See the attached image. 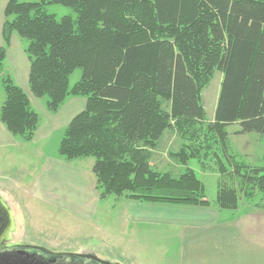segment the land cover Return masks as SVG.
<instances>
[{"label": "trees", "instance_id": "16d2710c", "mask_svg": "<svg viewBox=\"0 0 264 264\" xmlns=\"http://www.w3.org/2000/svg\"><path fill=\"white\" fill-rule=\"evenodd\" d=\"M50 4L71 8L75 20L46 14ZM12 35L28 41V87L35 98L46 97L51 114L68 97L86 99V108L64 129L57 155L94 160L100 200L126 195L143 203L210 205L193 170L174 179L151 169L149 158L171 129L188 143L173 157L183 165L200 160L196 141L210 136L189 131L205 119L200 94L215 71L222 80L212 128L221 144L224 128L235 123L237 135H264V0H8L0 74ZM75 70L81 76L69 88ZM0 85V123L30 142L38 114L9 76ZM240 177L247 200L255 191L262 194L255 208L264 212V167ZM238 201L236 190L221 188L214 204L235 211Z\"/></svg>", "mask_w": 264, "mask_h": 264}, {"label": "crops", "instance_id": "0c3cea01", "mask_svg": "<svg viewBox=\"0 0 264 264\" xmlns=\"http://www.w3.org/2000/svg\"><path fill=\"white\" fill-rule=\"evenodd\" d=\"M7 2L0 0V46L3 12ZM24 44L17 35H12L3 73L28 97L40 123L30 142L11 136L0 123V148L37 146L31 166L25 168L31 177L26 193L32 200L45 204L51 210L83 225H93L100 204L107 199L99 198L92 173L94 160L84 158L65 161L57 156V149H53V153H45L52 146L49 143L54 135H63L69 122L86 108L87 101L82 97H68L60 109L51 114L46 109L45 98L37 99L29 90V61L24 52L27 45ZM165 134L159 138L156 148ZM176 137L177 134L169 133V140H175ZM156 148L150 154L151 168L154 166L151 156ZM173 154L165 151L164 156L170 160ZM40 158L42 164L38 165ZM106 209H103L104 218L100 224L93 225L98 236L105 233L107 243L111 239L113 243L125 247L129 254L138 251L141 254L137 257L138 264L149 253L147 248L157 251L160 258L157 259L163 264H264V212L258 209L243 212L237 209L236 212L221 210L213 203L208 207H187L130 199L119 204L121 218H110V215L105 214ZM151 234L154 237L151 241L157 242L155 246L147 243V235Z\"/></svg>", "mask_w": 264, "mask_h": 264}, {"label": "rangeland", "instance_id": "374dc122", "mask_svg": "<svg viewBox=\"0 0 264 264\" xmlns=\"http://www.w3.org/2000/svg\"><path fill=\"white\" fill-rule=\"evenodd\" d=\"M18 1L23 3L39 2V0ZM44 12L49 15H54L56 19H60L64 16H70L74 20L76 18V14L71 8L55 4L45 6ZM23 41L26 45L28 44L27 40L23 39ZM3 72L0 74V80L6 77V74ZM80 76V70H75L70 75L69 88L79 81ZM221 80L222 73L215 71L208 84L202 88L200 101L204 108L205 119L199 126L196 125L194 129H190L189 131L196 137L208 136L209 138L210 136V139L205 138L204 143L196 141L197 144L195 148L198 150L200 160L190 159L187 165H183L174 157H170L171 159L168 160L167 156H164L165 151L175 154L180 151L183 144L184 146L188 144L178 135L175 140H169L170 132L177 134L175 130L172 131L170 129L165 132L166 134L159 141L155 153L151 156V162L154 163L151 169L160 174H169L172 178L178 179V177L185 174L187 168H189L193 170L197 180L203 185L206 200L210 203H215L216 194L221 188H229L236 190L238 194L239 212L249 209L257 210L255 205L261 204L262 194L259 191H255L253 192L254 197L251 200H247L246 192L249 190L244 194L241 193V190L245 188V184L240 175L247 174L250 168L264 167V135L251 133L237 136L236 132H238L240 128L239 125L235 123L224 128L226 137L223 142L224 146L221 144L219 136L215 135L217 133L213 130L214 128H212ZM4 98V91L0 85V107ZM44 98V101H46V97ZM165 109L169 111L168 103ZM61 138L62 135L59 136L58 133H56L49 143V146L51 144L52 146L48 148L45 153H50V151L53 153V149L58 148L57 146L60 141L58 139ZM214 140L215 142H213ZM181 142L183 143L182 145H180ZM36 147L37 146L28 147L24 145V147H18V149L0 148V198L6 205L8 204L7 206L13 214L15 230L12 234V240L14 242L40 245L54 253L78 254L77 252H79L93 254L110 263L138 264L137 257L141 256L138 251H136V254L133 252L129 254L127 249L120 246L119 243H113L111 239H109L110 243H107L106 234L100 233V236H98L95 230L96 228L94 227L100 224V221L104 218L103 213L105 208H107L105 214L110 215V218H118L119 216L121 218L118 207L125 199L129 200L126 195L121 197H107V199L100 204V209L93 221L94 226L92 224L83 225L81 222L68 218L56 210H51L45 204L35 202L30 198L26 193V188L31 181V177L25 170L31 166L34 157L33 152H35ZM206 154H208V156L202 159ZM40 159L38 165L42 164V158ZM202 165H204V167ZM221 166L225 172L218 169L219 167L221 168ZM235 170L239 172L237 175ZM246 189L247 188H245V190ZM238 210L235 211L237 212ZM147 227L148 226H145V228ZM162 232L159 235H161ZM153 239L154 237L152 234L147 235V243L150 242L155 246L157 242L156 240L151 241ZM146 251L150 254L146 253L140 264H163L162 261L158 260L160 258L156 254L158 253L157 251L152 248H147ZM153 254H155L156 257ZM129 255L131 259H128Z\"/></svg>", "mask_w": 264, "mask_h": 264}, {"label": "flooded vegetation", "instance_id": "af4514ba", "mask_svg": "<svg viewBox=\"0 0 264 264\" xmlns=\"http://www.w3.org/2000/svg\"><path fill=\"white\" fill-rule=\"evenodd\" d=\"M0 198V264H107L94 260L86 253H54L43 246L14 242L13 214ZM52 253V254H50Z\"/></svg>", "mask_w": 264, "mask_h": 264}, {"label": "water", "instance_id": "95a60500", "mask_svg": "<svg viewBox=\"0 0 264 264\" xmlns=\"http://www.w3.org/2000/svg\"><path fill=\"white\" fill-rule=\"evenodd\" d=\"M2 201V200H1ZM3 202V201H2ZM4 204V202H3ZM14 230H15V223H14V220H13V233H14ZM52 254V253H50ZM87 255L91 256L90 258H94V260H98V261H101L102 259L98 258L97 256H94L93 254H86V255H83L84 258L88 257ZM105 261V260H103ZM107 262V261H106ZM107 264H117V263H110V262H107Z\"/></svg>", "mask_w": 264, "mask_h": 264}]
</instances>
